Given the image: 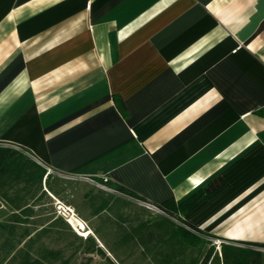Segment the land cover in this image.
<instances>
[{"label": "crops", "instance_id": "crops-1", "mask_svg": "<svg viewBox=\"0 0 264 264\" xmlns=\"http://www.w3.org/2000/svg\"><path fill=\"white\" fill-rule=\"evenodd\" d=\"M0 145L44 169L32 184L12 171L0 225L27 227L56 196L72 213L78 197L88 216L73 214L90 222L91 182L154 205L219 177L187 220L212 255L221 243L256 248L264 0H0Z\"/></svg>", "mask_w": 264, "mask_h": 264}, {"label": "rangeland", "instance_id": "rangeland-1", "mask_svg": "<svg viewBox=\"0 0 264 264\" xmlns=\"http://www.w3.org/2000/svg\"><path fill=\"white\" fill-rule=\"evenodd\" d=\"M15 150L17 151L15 160L2 176L3 187L14 179L12 171L16 170L18 173L15 172V180L20 177L27 180V184H32L36 174L38 176V173L44 171L40 167L34 168L27 162L23 163L20 156L25 153L17 148ZM24 165L28 166L25 171L22 170ZM90 184L91 186L83 187L81 193L88 191L92 194L95 203L91 205V209L99 213L97 216L89 222L84 218L82 221L75 215L88 216L78 197L75 199L72 197L77 194L75 192L70 198H73L78 211H81L74 210L75 214L66 209L62 198L50 197L47 203L40 205L41 209L36 206L35 212L31 210L27 227L26 224L19 226L17 222L15 224L7 222V225L4 224L1 228L0 264H154L152 255L144 250L141 242H138L134 230L136 232L135 226L141 221L154 220L166 215L156 206L133 196H119L115 185L107 184L106 181ZM16 197L11 196L15 202ZM104 207L108 209L101 210ZM43 219L49 221L52 219L51 226L37 225ZM137 229L140 230L139 227ZM27 231L31 232L30 236L23 235ZM89 235L94 236L95 244L93 249L88 250L86 247L89 246V242L86 237ZM29 237L31 238L28 239ZM21 239H24L23 242ZM97 244L102 249L98 248Z\"/></svg>", "mask_w": 264, "mask_h": 264}, {"label": "trees", "instance_id": "trees-1", "mask_svg": "<svg viewBox=\"0 0 264 264\" xmlns=\"http://www.w3.org/2000/svg\"><path fill=\"white\" fill-rule=\"evenodd\" d=\"M16 154L15 148L0 145V188L4 184L2 176L10 169ZM224 186L225 182L221 178L213 177L182 200L169 198L154 204L166 216L161 215L160 218L136 224V238L143 244L144 250L152 255L154 264H207L211 256L210 264H264V242L250 244L256 245V248L221 243L220 254L212 255L213 244L207 245L209 240L201 238L199 234L202 230L187 220L191 212ZM117 189L124 190L121 186H117ZM174 220L178 222L175 223ZM3 226L4 224L0 225V230ZM30 233L27 231L23 235L30 236ZM86 240L90 243L86 249H93L94 236L89 235ZM97 247L100 248L98 244Z\"/></svg>", "mask_w": 264, "mask_h": 264}]
</instances>
